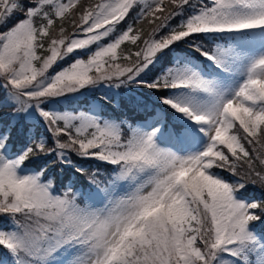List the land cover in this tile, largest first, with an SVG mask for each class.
I'll return each mask as SVG.
<instances>
[{"label":"snow or ice","instance_id":"1","mask_svg":"<svg viewBox=\"0 0 264 264\" xmlns=\"http://www.w3.org/2000/svg\"><path fill=\"white\" fill-rule=\"evenodd\" d=\"M0 221V264H264V0H0Z\"/></svg>","mask_w":264,"mask_h":264},{"label":"trees","instance_id":"2","mask_svg":"<svg viewBox=\"0 0 264 264\" xmlns=\"http://www.w3.org/2000/svg\"><path fill=\"white\" fill-rule=\"evenodd\" d=\"M130 20V22L132 21L131 19H129ZM173 22H175V21H173ZM138 28H142L143 30H144V32L145 33H147V27H151V26H149L147 23H145V22H142V23H140L139 25H136ZM69 31H71V28L69 27V29H68ZM149 32V31H148ZM122 47L123 48H121V51H123V50H125L126 48H128V47H132L131 45H128L127 43L125 44V45H122ZM184 47H186V45H184V44H179L178 46H177V50H180V49H182V48H184ZM69 61H71V60H69ZM158 69H159V66H157V72H158ZM85 98V97H84ZM84 98H81V99H83L82 100V103H73L72 105H70V107L71 108H75V107H77V106H82V104H84V106H88L89 104H90V100L86 97L85 99ZM106 111H109V112H114L112 109H106ZM115 112H117V110L115 111ZM132 115H136L137 117H138V114H132ZM129 117H131V116H129ZM39 133L40 134H43L45 137H49L50 136V134L46 131H43L42 130V128L41 127H39ZM48 143H49V145L51 146L52 145V141H51V139H49V141H48ZM73 159L74 160H78V158L77 157H75V155H73ZM80 163H83L84 165H90V164H96V163H98L97 161L95 162V161H87V162H85V161H79ZM53 171L55 172V176L56 177H58V182L59 181H64V182H66V176H71V173H64V174H61L60 173V169H59V167H56V168H54L53 169ZM221 175H228L227 173H224V172H221L220 173ZM82 182V181H81ZM249 195H253V196H259L260 195V193H259V191H257L256 189H253V188H250L249 189ZM1 222H3V221H1Z\"/></svg>","mask_w":264,"mask_h":264},{"label":"rangeland","instance_id":"3","mask_svg":"<svg viewBox=\"0 0 264 264\" xmlns=\"http://www.w3.org/2000/svg\"><path fill=\"white\" fill-rule=\"evenodd\" d=\"M133 16H135V13H133L132 14ZM178 22V19L175 21V22H173V23H177ZM122 27H124V26H122ZM147 29V32L149 31H151V27H147L146 28ZM121 48H123L122 46H121ZM175 54H179V55H182L183 53L182 52H178V53H175ZM87 57H85V59H86ZM68 61V60H67ZM67 61L66 62H63V66H67ZM58 70V69H57ZM107 87V85H104V88H106ZM104 88H101V91H103L104 90ZM75 95V98L73 99L72 97H69L68 99H66V100H63L62 101V103L60 104V105H58L57 107H59L61 110H68V111H74V110H70V109H68V108H66V105L67 104H69V106L70 105H72L73 103H82V100L83 99H81V98H88L89 100H90V104L88 105V106H84V104H82V107H84V108H79V109H77V110H88L89 108H91L92 107V104H91V101H92V99H93V97H92V95L91 94H88V95H85V96H80L79 94H74ZM97 95H98V93H97ZM84 98V99H85ZM69 101H73V102H69ZM69 102V103H68ZM105 115L106 116H110L109 114H107L106 112H105ZM41 128H42V130L43 131H45L46 132V130H45V128L43 127V126H40ZM43 135V134H42ZM51 175L52 176H55V172L53 171V169L51 170ZM0 223H1V221H0Z\"/></svg>","mask_w":264,"mask_h":264}]
</instances>
